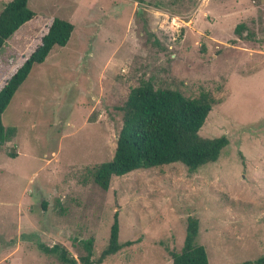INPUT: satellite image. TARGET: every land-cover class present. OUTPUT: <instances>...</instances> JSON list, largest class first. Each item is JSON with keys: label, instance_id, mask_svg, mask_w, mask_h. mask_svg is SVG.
Here are the masks:
<instances>
[{"label": "rangeland", "instance_id": "374dc122", "mask_svg": "<svg viewBox=\"0 0 264 264\" xmlns=\"http://www.w3.org/2000/svg\"><path fill=\"white\" fill-rule=\"evenodd\" d=\"M27 5L32 18L0 47V87L54 17L73 29L1 114L13 134L0 146V264H62L38 244L77 260L87 238L96 258L114 212L118 242L131 244L100 264H172L189 216L209 264H255L264 253V0ZM141 80L190 98L206 92L215 102L198 134L227 144L192 172L178 162L135 169L101 189L92 171L112 157L118 107Z\"/></svg>", "mask_w": 264, "mask_h": 264}, {"label": "trees", "instance_id": "16d2710c", "mask_svg": "<svg viewBox=\"0 0 264 264\" xmlns=\"http://www.w3.org/2000/svg\"><path fill=\"white\" fill-rule=\"evenodd\" d=\"M33 14L27 0H9L3 4L0 10V47ZM242 27L243 24H237L234 32L239 34ZM72 29L70 22L54 17L38 44L0 87V146L13 134V127H4L1 122V114L12 95L32 65L41 63L52 46L66 44ZM214 102L206 92L190 98L176 89L154 88L149 80H141L130 88L125 101L118 107L121 126L114 151L109 160L94 167L93 182L105 190L111 176L124 175L135 169L178 162L192 172L215 161L227 144V138L224 135L201 137L198 134ZM112 218L107 243L96 258H93L92 239L81 241L85 253L77 259L80 264H100L107 256L131 244L129 240L118 242L116 212ZM196 234L197 219L189 216L180 249L168 251L172 264H209L204 247L195 242ZM38 247L44 253L55 255L62 264L77 263L76 258L61 245L48 247L38 244ZM254 263L264 264V253Z\"/></svg>", "mask_w": 264, "mask_h": 264}]
</instances>
